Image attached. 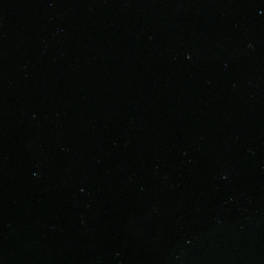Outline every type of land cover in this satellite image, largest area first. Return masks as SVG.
<instances>
[{"label":"water","instance_id":"obj_1","mask_svg":"<svg viewBox=\"0 0 264 264\" xmlns=\"http://www.w3.org/2000/svg\"><path fill=\"white\" fill-rule=\"evenodd\" d=\"M0 264H264V0H0Z\"/></svg>","mask_w":264,"mask_h":264}]
</instances>
